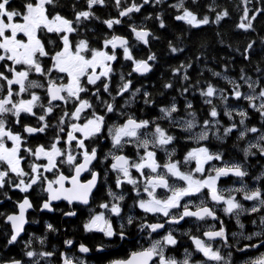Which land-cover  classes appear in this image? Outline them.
Segmentation results:
<instances>
[{"label": "snow or ice", "instance_id": "1", "mask_svg": "<svg viewBox=\"0 0 264 264\" xmlns=\"http://www.w3.org/2000/svg\"><path fill=\"white\" fill-rule=\"evenodd\" d=\"M105 0H87L88 10L76 12L75 21H71L61 16L59 13L51 15L49 12V6H54L56 0H25L21 9L10 7L12 0H0V65L3 66L4 71H0V165H6L5 168L0 169V189L4 188L6 178L12 173L17 178L16 183L13 184L11 179H7V183L13 188L19 189L21 192H28L33 185L38 183L45 184V190L49 193L48 200L42 205V210L47 209L52 211L51 202L64 199L69 201H78L87 205L89 203V197L92 190L97 183L98 173H92V179L87 183H82L79 177L82 172L90 171V165L96 159L97 153L93 148L91 151L85 145V140L92 139L98 136L104 128V116L98 115L95 110L90 113L91 118L85 120L84 123H71L70 131L66 133V139L64 140V147H58L61 141V137L57 136L55 141L49 148H45L43 145L37 147L35 150L25 148L24 150L32 155L35 160H44L46 163L36 164L30 163L28 168L30 171H25L21 166L24 157L20 155L21 145L24 143L22 137L18 133H13L7 128L6 116L11 115L16 118V123H19L21 113L35 116L34 109L39 107L43 110L44 114L39 115L37 118L39 121L44 122L39 128L25 126V132L28 134H34L36 132L43 133L45 129L49 127L46 123V116L54 111L58 105L53 102L61 101L64 104L70 102L75 104L74 111L69 114L65 112L60 118V124L63 125L65 119L79 121L83 112L88 109H92L93 105L87 100L82 98L81 93L89 91L87 85H95L97 81L104 77L106 80L112 72L111 62L117 59L115 55V49L117 47L123 48L125 59L133 60L135 64V70L137 72H147L150 70V66L146 61H135L126 46L128 41L119 36H113L111 39L105 40L104 47L109 46L112 52L92 49L89 47L87 40H79L75 45L69 39L72 33L78 31L77 27L73 25H79L82 20H88L94 16L91 12V8L100 4L103 5ZM116 4H120V0H115ZM149 0H144V3H148ZM160 0H156L159 3ZM142 5H136L133 3L130 7L120 11V16H127L133 11H139ZM178 8L183 7V0H181ZM227 13H225L226 15ZM247 18V17H245ZM178 20H184L186 23L199 26L200 24H207L208 18L203 20H197L196 16L188 11L184 10L183 15L176 17ZM109 29L114 24H119L120 20H107L104 21ZM163 27V22H161ZM241 28L251 27V24L247 26L243 23ZM136 38L143 41L145 44L148 42L147 37L149 33L146 30H137L132 28ZM55 33L62 44V47L58 51L50 52L46 49L45 41L42 34ZM48 43H55L54 41H48ZM251 47V45H249ZM176 51V49H173ZM45 57H50L51 67H46L42 60ZM155 57L150 56L148 59L153 60ZM19 66V68H18ZM101 69L97 73V69ZM5 72L10 73L11 76L6 75ZM58 75L53 77V73ZM32 74H36L44 78L45 82L38 80H30L29 77ZM217 75H219L217 73ZM64 77L68 78V83H58L63 80ZM123 79V77H121ZM187 79V77H185ZM130 81L123 83L120 94L128 91L130 87ZM16 86L15 90L14 87ZM171 87V85H167ZM238 88V85L236 86ZM252 88V84H249ZM45 89L48 97L47 105L41 102V97L35 92H31L30 89ZM104 91H108V83L103 85ZM139 91V89H137ZM253 91L255 89L253 88ZM29 93L28 99L19 98L24 93ZM99 89L93 92V95H97ZM6 93V94H5ZM147 95V93H145ZM201 95L206 97H214L216 90L209 85L206 91H202ZM241 93L238 90H234V98L239 99ZM18 99H13V97ZM221 98L226 102L228 97L221 95ZM261 98L262 102L259 106L251 104V107L255 108L264 116V90L259 94V97L245 96L244 99L252 101L254 99ZM148 101L146 100L145 103ZM205 103L211 104V99L205 100ZM188 107H191L189 104ZM177 109L175 105L171 109H161L166 116H171L172 112ZM107 112H112L113 107L109 104L106 107ZM226 115L229 118L232 117L231 111H226ZM191 115L194 116V113ZM238 115L241 117L240 124L244 125L247 113L239 111ZM210 116L216 118L218 113L215 107L212 108ZM210 121L204 122V130L193 137L197 142L200 140H206L208 138V125ZM219 123L218 120L215 121ZM187 129L194 127L193 121H187ZM149 126L148 121H137L129 117L122 125H114L109 129V134L112 139V146L115 151L109 155L114 161L110 167L117 173L116 187L120 188L123 183H128L134 186L136 194H140V190L135 188V185L141 183L140 179L132 176V170H135L140 174V177L144 178L143 191L148 194L150 199L140 200L138 207L145 213L162 214L164 217H168L165 223L178 224L185 217H195L199 220H204L206 217L217 219L214 209L203 206H198L195 211L189 210L188 205H181L180 201L186 196H192L200 193L203 189H208L212 201L222 202L226 205L223 209L225 213L232 214L236 212L237 223H239V215L244 211L257 212L260 207L264 206V194L259 189L245 191V188H237L232 191L244 192L243 199L249 201H258V205L253 206L251 209H244L243 205L236 201L235 196L225 197L222 192L218 191L216 184L217 180L221 176H227L229 174L236 177L243 178L247 173L242 170L240 165L226 166L222 168H214L216 175L207 176L204 179L195 178L194 173H204V164L213 159L219 160L220 155H214L209 153L206 147H198L190 151L185 157V163L190 160L196 162V168L194 173L182 172L179 167V161L168 162L163 166L156 160V148H164L170 144L174 139L171 135H168L159 125L155 126L152 133H141V129H146ZM236 127L233 124L231 127L225 129V135L232 132ZM60 132H64L63 127L59 128ZM247 132L256 133L258 129L255 127L246 128L240 133L243 137ZM79 133V135H77ZM259 140L264 141V135L259 137ZM6 141H11L12 146L8 147ZM75 143V147H73ZM134 143L137 148V160H131L122 154H116V152H122L123 148L129 144ZM150 146L151 149L150 150ZM259 147L261 154H264V147L259 144H252L246 150V155L251 152V148ZM140 149H143V155L140 154ZM171 155V154H169ZM81 157L80 161L77 157ZM67 164L70 166L74 175L71 177L66 176L60 171V165ZM161 168L164 169L161 172ZM144 169H148L150 173L155 175H147ZM54 172L57 176L55 180H49L45 173ZM169 177H175L180 181L185 182L186 186H172L169 184ZM27 178V179H25ZM65 183L71 185V187H65ZM246 187V186H245ZM163 188L168 190L171 195L165 198H158L156 196V189ZM109 196L112 197L114 203H104L100 207L109 210L112 214L119 215L121 208L119 201L124 199L123 195H117L109 190ZM10 199V197H9ZM18 214L8 215L7 221L11 223L13 228V234L9 240V243H13L17 240L18 236L24 229V224L27 222L25 213L27 209L32 208L30 200L25 197L22 202L18 204ZM174 208H182L183 210L179 215H170V210ZM67 215H75V212H69ZM133 223V218H128V224ZM222 223V222H221ZM260 223L264 225V217L261 218ZM51 225L48 228L51 229ZM243 227V225H241ZM147 228L151 233L157 232L159 229L164 228V223H154L141 225V231ZM87 231H100L108 237H113L117 233L113 230L112 225L108 219L105 218L103 213L96 214L85 225ZM209 240L221 238L225 242L227 237L223 228L219 231H207L204 233ZM254 235L261 236L264 232H256ZM121 239H125V233L121 231L119 233ZM252 236H247L245 239L251 240ZM196 249L203 253L210 261L221 262L225 261V258L221 256L219 250H213L211 244H206L200 239H195ZM71 245V241H67ZM177 243L176 239L171 234V231L163 237L161 240H155L151 246L141 251L133 252L131 258L127 261H121L119 264H151L153 258L156 259V264H189L188 258L183 261H177L175 258L165 256L166 246H174ZM264 243V241H262ZM246 247H259L258 244L248 245ZM240 251L246 250L245 248L239 249ZM81 252H88L89 249L83 245L80 246ZM27 256L33 257L36 255L34 252H27ZM41 256H51L52 253H40ZM230 255V254H229ZM19 264V262H17ZM37 264L39 262L37 261ZM64 264H72V261L68 258L64 259ZM82 264V262H81ZM227 264V261H225ZM252 264H264V255L252 261Z\"/></svg>", "mask_w": 264, "mask_h": 264}, {"label": "flooded vegetation", "instance_id": "2", "mask_svg": "<svg viewBox=\"0 0 264 264\" xmlns=\"http://www.w3.org/2000/svg\"><path fill=\"white\" fill-rule=\"evenodd\" d=\"M25 0H12L10 7L19 8ZM58 0L54 6H49V12L51 15L59 13L61 16L68 20L75 21V16L66 17L60 11L57 10ZM74 27L78 28V31L72 33L69 36L73 45L79 40H87V20H82L79 25L74 24ZM45 41L46 49L50 52L58 51L62 44L59 37L55 33L42 34ZM54 41L55 43H48V41ZM92 49L104 50L105 48L90 47ZM111 51V50H110ZM46 67H51L50 57H45L42 60ZM19 68V67H18ZM112 72L107 80L101 77L95 85H87L89 91L81 93L82 98L87 99L92 105V109H88L83 112L79 121L65 119L63 125H61L60 118L65 112L71 114L75 109V104L70 102L64 104L61 101L53 102L58 105L54 108V111L46 116V123L49 127L45 129L43 133L36 132L34 134H28L25 132V126L39 128L42 123L38 120L39 115H43L44 112L41 108L34 109L35 116L21 113L19 123H16L14 116L6 117L7 128L13 133L21 135L24 143L21 145L20 155L24 157L22 161V167L25 171H30L28 165L30 163L43 164L44 160H35V158L26 152L24 149L35 150L37 147L43 145L45 148H49L55 141L57 136L61 137L58 147H64V140L66 139V133L70 131L71 123H84L86 119L91 118L90 113L95 110L98 115L104 116V128L103 131L92 139L85 140V145L89 151L93 148L96 150L97 157L90 165V171H84L81 173L79 180L82 183H87L92 179V173H98L97 183L92 190L89 197V203L87 205L78 201H69L60 199L51 202L52 211L47 209L42 210L43 203L48 200L49 193L45 190L46 185L38 183L33 185L28 192H21L19 189L13 188L7 183V179H11L13 184L16 183L17 178L14 174L10 173L6 178L4 188L0 189V264L17 263L20 264H64V259L68 258L72 261V264H119L121 261H127L131 258L133 252L147 249L151 246L155 240H161L170 231L177 243L174 246H166L165 256L175 258L177 261H183L188 258L189 264H218L216 261H210L204 257L203 253L196 249L195 239H200L206 244H211L213 250H219L221 256L225 258L227 264H252L260 256L264 255V235L256 236V232H264V225L260 223L261 218L264 217V206L260 207L257 212L244 211L239 215V223H237V214L225 213L223 209L226 205L222 202H215L211 200L210 192L208 189H203L200 193L192 196H186L180 204L188 205L189 210L195 211L198 206H203L214 209L217 219L206 217L204 220H199L195 217H185L178 224L165 223L168 217L162 216V214L145 213L138 207L140 200H148L150 197L143 191L144 182L140 174L135 170H132V176L140 179L141 183L135 185V188L140 190V194L137 195L134 191V186L128 183H123L120 188L116 187L117 173L114 172L110 165L114 162L109 155L115 151L112 146V139L109 134V129L114 125H122L121 122V75L117 66L112 65ZM0 71H4L2 65H0ZM101 69H97L99 73ZM57 73H53V77L57 76ZM33 79L41 82H45L43 77L36 74L31 76ZM108 83V91H104V83ZM58 83H68V78L64 77L63 80ZM131 86V83H130ZM45 87L47 84L45 82ZM99 89L97 95L92 93ZM31 92H35L41 97V102L47 105L48 97L45 89H30ZM6 94V93H5ZM28 95L29 93L26 92ZM233 97H228L225 102L222 98L214 99L210 105H203L207 108L205 113L200 111H192L190 115L194 113V120L204 130V122L210 121L208 125V138L206 140H200L197 142L194 138L188 137L187 143L180 142L181 146L186 144L183 151L180 150L178 161L180 170L182 172H192L196 168V162L194 160L185 163V157L187 154L198 148L206 147L209 153L214 155H220V159H213L204 164V173H194L195 178L204 179L207 176H215L214 168H222L232 165H240L247 175L243 178L236 177L229 174L227 176H221L217 180L216 187L218 191L222 192L227 198L229 196H235L236 201L243 205V208L248 210L253 206L258 205V201L244 200V192L232 191L237 188H245V191L259 189L264 194V154H261L259 147L251 148V152L246 155V150L252 144H259L264 147V141L259 140L261 135H264V116L255 108L251 107L248 101L243 105H240L242 111L247 113L244 125L239 122L241 117L238 115V110L233 105ZM237 100V99H236ZM253 104L259 106V102L255 99ZM113 107L112 112H107V105ZM215 107L218 116L213 118L210 116L212 108ZM226 111L232 112V117L229 118L226 115ZM205 115L201 119V116ZM8 116V115H7ZM138 121H145L144 119H137ZM219 123L216 124L215 121ZM147 121V120H146ZM233 124L236 127L232 132L225 135V129L231 127ZM151 127V124L149 123ZM63 127L64 132H60L59 128ZM255 127L258 132H247L243 137L240 133L246 128ZM141 133H146V129H141ZM210 131V133H209ZM168 134V133H167ZM79 135V133H77ZM169 135V134H168ZM197 134L194 135V137ZM186 135L182 134L181 138ZM191 136V135H190ZM174 139L171 143H173ZM183 141V140H182ZM170 143V144H171ZM170 144L166 145L168 147ZM8 147L12 145L7 144ZM75 147V143H73ZM150 150L151 146H150ZM158 150L157 148L154 149ZM144 150L140 149V154L143 155ZM116 154H122L129 157L131 160H137V148L134 143L127 144L122 152H116ZM156 160L160 165H164L167 160L162 161L159 159L158 152L156 151ZM82 158L77 157L80 161ZM170 162V161H168ZM6 165H0V169L5 168ZM60 171L64 175L71 177L74 172L67 164L60 165ZM164 171L163 168L160 170ZM147 175H155L150 173L148 169H144ZM49 180H55L57 178L54 172L45 173ZM27 179V178H25ZM178 181V186H186L185 182ZM173 177H169V184L173 185ZM246 186V187H245ZM65 187H71L70 184L65 183ZM109 190L117 195H123L124 199L119 201L121 208L120 214H112L109 210L100 207L104 203H114L112 197L108 195ZM168 190L163 188L156 189V196L158 198H165ZM10 197V199H9ZM27 197L32 208L27 209L25 213L26 223L24 229L18 236L17 240L13 243H9L11 235L13 234V228L11 223L7 221L8 215L18 214V204ZM182 208H174L170 210V215H179ZM69 212H75V215H67ZM103 213L105 218L108 219L112 225L113 230L117 235L113 237L106 236L100 231H87L85 225L96 214ZM133 218V223L128 224V218ZM222 222V223H221ZM164 223V228L159 229L157 232L151 233L150 230L144 228L141 231V225ZM51 225V229L48 228ZM243 225V227H241ZM223 228L227 241L225 242L221 238L209 240L204 235L207 231H219ZM123 231L126 238L121 239L119 233ZM247 236H252L251 240L245 239ZM71 241V245L67 243ZM258 244L259 247H246L248 245ZM83 245L89 249L84 253L80 251V246ZM11 247L18 249V254L7 255V252ZM245 248L246 250L240 251L239 249ZM36 253L35 256H27V252ZM40 253H52L51 256H41ZM230 254V255H229ZM9 256V257H8ZM156 259L153 258L151 264H156ZM225 261L219 262V264H225Z\"/></svg>", "mask_w": 264, "mask_h": 264}, {"label": "trees", "instance_id": "3", "mask_svg": "<svg viewBox=\"0 0 264 264\" xmlns=\"http://www.w3.org/2000/svg\"><path fill=\"white\" fill-rule=\"evenodd\" d=\"M133 3L142 5L140 10L121 17L120 11ZM180 3L181 0H120L117 5L115 0H105L103 5L91 8L94 16L87 20L90 47L105 48V40L125 36L133 59L151 65L149 73L139 74L133 60L125 59L123 48L115 50L117 59L111 64L120 70L121 87L131 82L128 91L121 95V122L136 116L147 120L151 127L146 133L154 132L159 125L174 141L158 156L163 161L164 155L171 162L178 161L180 150H184L186 144L181 143L194 137L186 124H197L190 112L203 114L207 111L203 105H210L205 103L208 97L201 95L209 85L220 97L233 98L234 90L246 96L253 88L255 94L264 88V0H183V7L178 8ZM185 9L199 20L207 17L209 22L193 26L176 19ZM57 10L73 17L76 12L88 10L87 0H58ZM115 19L120 23L111 29L104 23ZM242 23L251 27L241 28ZM133 27L150 32L146 44L136 38ZM108 50L112 51L110 46ZM150 56L155 58L149 60ZM232 102L242 111V100L234 98ZM173 105L177 110L169 119L161 109H171ZM182 134L186 135L183 139ZM11 254H18V249L11 247L7 255Z\"/></svg>", "mask_w": 264, "mask_h": 264}, {"label": "rangeland", "instance_id": "4", "mask_svg": "<svg viewBox=\"0 0 264 264\" xmlns=\"http://www.w3.org/2000/svg\"><path fill=\"white\" fill-rule=\"evenodd\" d=\"M197 18V17H196ZM197 20H199L198 18H197ZM200 20H203V19H200ZM104 51H108V52H110L111 53V51H109L108 50V48H105L104 49ZM130 52V51H129ZM134 66H135V64H134ZM19 67V66H18ZM33 75V74H32ZM32 75H30V77H29V79H33L31 76ZM10 76H11V74H10ZM14 87V90H15V88H16V86H13ZM262 90H264V88L262 89ZM261 90V91H262ZM260 91V92H261ZM240 92V91H239ZM260 92L259 93H257V94H255L254 92H253V90H249V92H248V95H246V96H249V95H251V96H254V97H259V94H260ZM242 95H241V97L238 99V100H242L244 103L246 102V101H248L249 102V104L251 105V104H253V100L252 101H249V100H247V99H244V95H243V93L242 92H240ZM19 98H23V99H28V98H30L29 97V94L27 95L26 93H24L23 94V96L22 97H19ZM219 98H221L220 97V94L219 93H216V95L214 96V97H208L207 98V100L208 99H211V101H214V99H219ZM13 99H18L17 97H13ZM257 102H259V104L262 102V99L261 98H258V99H255ZM243 103V104H244ZM242 104V105H243ZM169 109V108H168ZM173 113V112H172ZM6 117H11V115L9 114L8 116H6ZM169 119L171 118L170 116H167ZM197 126H198V128H197ZM191 130V134L192 135H195V134H199L201 131H203L202 130V128L199 126V125H194V127L192 128V129H190ZM209 133H210V131H209ZM209 135V134H208ZM6 144H9V145H12V142L11 141H6ZM158 150H156L157 152H158V155H159V153H164L165 151H166V149H165V147L164 148H157ZM161 158H163L164 160L166 159L165 158V156L163 155ZM160 159V158H159ZM163 160V161H164ZM164 163H168V161H165ZM188 163V162H187ZM173 180H174V182H173V185L172 186H178V181H177V178H175V177H173ZM168 195H171V193L169 192V191H167V193H166V196H168Z\"/></svg>", "mask_w": 264, "mask_h": 264}, {"label": "water", "instance_id": "5", "mask_svg": "<svg viewBox=\"0 0 264 264\" xmlns=\"http://www.w3.org/2000/svg\"><path fill=\"white\" fill-rule=\"evenodd\" d=\"M149 34H150V32L149 31H147ZM117 36H119V37H122V38H124V39H126L128 42H129V40H128V38L127 37H125V36H121V35H117ZM149 36V35H148ZM147 39H148V37H147ZM128 44V43H127ZM117 48H121V47H117ZM147 62V61H146ZM148 63V62H147ZM149 64V63H148ZM149 66H150V70H151V65L149 64ZM149 70V71H150ZM136 71V70H135ZM149 71H147V72H143V73H141V72H138L139 74H147V73H149ZM137 72V71H136ZM136 120V119H135ZM138 121V120H137ZM126 122V121H125ZM53 202V201H52ZM8 264H17V263H15V262H13V263H8ZM20 264V263H19Z\"/></svg>", "mask_w": 264, "mask_h": 264}]
</instances>
